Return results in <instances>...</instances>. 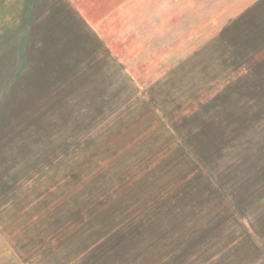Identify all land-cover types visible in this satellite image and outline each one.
I'll list each match as a JSON object with an SVG mask.
<instances>
[{
  "label": "rangeland",
  "instance_id": "rangeland-1",
  "mask_svg": "<svg viewBox=\"0 0 264 264\" xmlns=\"http://www.w3.org/2000/svg\"><path fill=\"white\" fill-rule=\"evenodd\" d=\"M51 1L41 0L36 19ZM77 1L99 24L107 62L120 64L100 95L97 63L79 78L78 111L60 129L40 133L36 119L12 127L2 116L13 102L0 103V264L93 263L108 237L113 245L140 220L136 206L147 186L173 198L181 176L204 169L179 147L188 130L218 123L225 135L207 149L206 166L221 181L228 210L240 203L250 220L263 218L264 72L254 59L250 69L235 68L229 48L255 38L264 49V0ZM124 257L102 264H127ZM254 258L245 264H264V253Z\"/></svg>",
  "mask_w": 264,
  "mask_h": 264
},
{
  "label": "trees",
  "instance_id": "trees-1",
  "mask_svg": "<svg viewBox=\"0 0 264 264\" xmlns=\"http://www.w3.org/2000/svg\"><path fill=\"white\" fill-rule=\"evenodd\" d=\"M5 2L0 0V103L5 98L13 103L2 118H7L12 127L36 119V131L40 133L57 129L73 113L70 107L60 115L61 106L72 104L77 108L74 87L85 86L79 78L89 74L98 59L108 63L107 49L79 26L64 0H52L41 19L35 15L41 0H16L8 3L7 10L3 8ZM4 16L11 20L10 25L3 24ZM253 39L230 46L235 68L250 69L249 62L254 59L262 63L264 72V49L256 46L258 40ZM69 88L70 93L60 100ZM49 107L52 110L46 109ZM204 127L188 130L181 143L184 145L179 147L189 164L193 162L204 169L190 171L188 178L181 176L185 184L173 198L163 197L162 190L152 191L147 186L136 206L141 210L140 220L125 225L126 235L114 240L113 245L107 243L108 237L102 253L94 256L91 264H102L117 253L125 256L119 262L127 264H245L264 253V215L250 220L240 203L238 210H228L230 204L221 181L206 166L207 149L218 148L225 130L219 123L212 130ZM255 176L258 179L261 174ZM93 218L91 213L87 215L88 225Z\"/></svg>",
  "mask_w": 264,
  "mask_h": 264
},
{
  "label": "water",
  "instance_id": "water-1",
  "mask_svg": "<svg viewBox=\"0 0 264 264\" xmlns=\"http://www.w3.org/2000/svg\"><path fill=\"white\" fill-rule=\"evenodd\" d=\"M64 1L66 5L69 7V9L71 10L73 17L75 18V21L78 22L79 26H81L82 29L87 32V34L90 33L91 35L92 33L98 39V37H100L99 29H98L99 24L96 22L94 18L91 17L90 12L88 11L87 5L77 0H64ZM43 16L44 15L40 16V19ZM98 62H99L98 63L99 64L98 74L102 78L101 86L97 92L100 95L112 87V84L114 81L112 78V75L114 73V70L120 63L117 62L118 64L116 63L109 64V63H105V61H102L100 59H98ZM69 107L71 108L73 107L74 112L78 111L77 108L72 104ZM58 127L60 129V125H58L57 128ZM53 137H54V133L50 137H48L46 141L52 140Z\"/></svg>",
  "mask_w": 264,
  "mask_h": 264
}]
</instances>
